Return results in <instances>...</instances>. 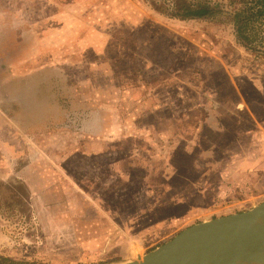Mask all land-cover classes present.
Returning <instances> with one entry per match:
<instances>
[{"label": "rangeland", "instance_id": "374dc122", "mask_svg": "<svg viewBox=\"0 0 264 264\" xmlns=\"http://www.w3.org/2000/svg\"><path fill=\"white\" fill-rule=\"evenodd\" d=\"M180 1L213 13L0 0V257L125 264L264 202L261 4Z\"/></svg>", "mask_w": 264, "mask_h": 264}, {"label": "water", "instance_id": "95a60500", "mask_svg": "<svg viewBox=\"0 0 264 264\" xmlns=\"http://www.w3.org/2000/svg\"><path fill=\"white\" fill-rule=\"evenodd\" d=\"M125 264H264V202L193 224Z\"/></svg>", "mask_w": 264, "mask_h": 264}, {"label": "trees", "instance_id": "16d2710c", "mask_svg": "<svg viewBox=\"0 0 264 264\" xmlns=\"http://www.w3.org/2000/svg\"><path fill=\"white\" fill-rule=\"evenodd\" d=\"M171 3V13H168L170 17L177 18L180 20H195L201 18H207L212 15L213 10L204 2L203 3H191L184 2L180 0H169ZM261 4V11L259 13L264 16V0H258ZM157 10V9H156ZM165 12L167 9L164 10ZM245 14V13H244ZM242 28L244 30L245 24L243 27L238 28V33L242 35ZM0 264H17L16 262L0 257Z\"/></svg>", "mask_w": 264, "mask_h": 264}, {"label": "bare ground", "instance_id": "6f19581e", "mask_svg": "<svg viewBox=\"0 0 264 264\" xmlns=\"http://www.w3.org/2000/svg\"><path fill=\"white\" fill-rule=\"evenodd\" d=\"M132 255H133V257H137V258L142 256L141 254L136 253L135 250H134V253Z\"/></svg>", "mask_w": 264, "mask_h": 264}]
</instances>
